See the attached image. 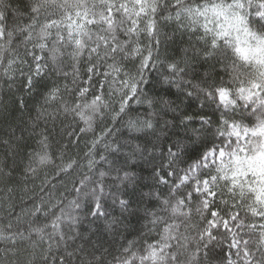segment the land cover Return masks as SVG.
<instances>
[{
    "label": "snow or ice",
    "instance_id": "6c2138e0",
    "mask_svg": "<svg viewBox=\"0 0 264 264\" xmlns=\"http://www.w3.org/2000/svg\"><path fill=\"white\" fill-rule=\"evenodd\" d=\"M0 264H264V0H0Z\"/></svg>",
    "mask_w": 264,
    "mask_h": 264
},
{
    "label": "trees",
    "instance_id": "16d2710c",
    "mask_svg": "<svg viewBox=\"0 0 264 264\" xmlns=\"http://www.w3.org/2000/svg\"><path fill=\"white\" fill-rule=\"evenodd\" d=\"M149 76L154 81L159 79L155 70H152L149 73ZM144 87H145V91H148L149 89H151V91H149V95H163V96L170 98L172 100H176L177 95H179L180 99L184 100V104L181 107L184 108L189 113L194 114L193 110L198 107V103H199L198 101H196L194 99H186L184 97L183 93L179 92L178 89L175 88V86L151 84L150 83L148 85H145ZM177 103H179V101H177ZM131 109H132V111L130 112V115L135 116L137 114H143L145 112V110L147 109V105H138L136 103H132ZM124 119L127 120L128 117L125 116ZM196 126H198V124ZM122 131H123L125 136L128 135V133L125 129H122ZM188 149H189V154L192 155L193 158L196 156L198 151L202 150L198 144H190L188 146ZM185 166H186L185 164L180 165V167H185ZM133 169H137V165L134 164ZM137 170L140 171L142 176L144 177V181H143V185H142L143 191L149 192L154 187L153 181L151 179H149L151 169L149 167H147L144 164V162H142L138 166ZM170 179H174V178H170ZM159 190H162L166 194L168 191V188H167V186H160ZM141 231H142V229H141L140 223H139L138 226L134 227L133 229H130L127 233H125V239L121 240L120 243L126 244L127 240L138 239L140 237ZM221 231H223V229H221ZM105 238L107 239L108 237L106 236ZM225 249H226V246H225ZM108 258L111 259V257H108Z\"/></svg>",
    "mask_w": 264,
    "mask_h": 264
},
{
    "label": "clouds",
    "instance_id": "9594fccd",
    "mask_svg": "<svg viewBox=\"0 0 264 264\" xmlns=\"http://www.w3.org/2000/svg\"><path fill=\"white\" fill-rule=\"evenodd\" d=\"M171 115L172 114H170L169 118H171ZM177 115H178V113H177ZM180 128L183 129V125H181ZM180 134L185 138V140H187L188 136L192 135V133L184 132V131H181ZM129 151H131V148H129ZM142 162H143V160L137 156L136 158L131 159L129 161V165L135 164V165H137V169H138V166ZM58 163H59V161L54 159L53 162L51 164H49L47 167L41 168L40 172H39V177L35 180V183L38 185L40 183V179L43 178L45 173H47L48 175L51 176ZM137 169H133L131 167H129V169H128V171L131 173V178L133 180V183H130L128 185L127 191H129L131 193H135V195L132 196V206H131L130 211L122 214L120 212L119 208L116 207L115 211L113 213L115 216L119 217L120 222L117 225V227L120 228L122 231L125 229L127 231H129L130 229H133L134 227L139 225L140 217L138 215L132 214V213L135 210L136 202H137V199L139 197V192L141 189L143 191L142 185H143L144 177L142 176L141 172L138 171ZM30 183H31V181H30ZM136 183H138V187L134 186V184H136ZM143 192L147 193L145 191H143ZM20 206H21L20 204H17V208H19ZM99 224L102 228L103 221L101 220L99 222Z\"/></svg>",
    "mask_w": 264,
    "mask_h": 264
}]
</instances>
